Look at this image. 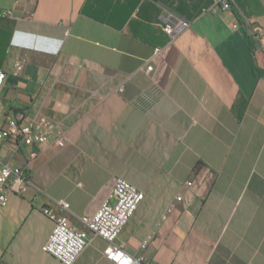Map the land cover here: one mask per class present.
<instances>
[{"label":"crops","instance_id":"0c3cea01","mask_svg":"<svg viewBox=\"0 0 264 264\" xmlns=\"http://www.w3.org/2000/svg\"><path fill=\"white\" fill-rule=\"evenodd\" d=\"M212 4L0 0V131L40 117L53 130L32 147L0 140L28 178L0 207V264H60L43 250L55 219L81 228L116 177L144 194L117 239L127 253L264 264V0ZM167 20L184 23L175 39ZM106 246L91 236L74 264H112Z\"/></svg>","mask_w":264,"mask_h":264},{"label":"built area","instance_id":"2783aa9c","mask_svg":"<svg viewBox=\"0 0 264 264\" xmlns=\"http://www.w3.org/2000/svg\"><path fill=\"white\" fill-rule=\"evenodd\" d=\"M233 4L234 0H213L212 7L229 11ZM11 16V11L0 10V18ZM183 26L184 23L181 21L169 23L167 20L163 24L162 30L169 39H175ZM252 35L264 48L262 28H254ZM159 53L160 48H156L155 54ZM146 69L151 70V67ZM5 78V71L0 68V87L4 84ZM52 133V122L46 117L28 122L11 119L7 122L5 130L0 131V140L12 138L32 147L46 143ZM55 145L64 146L63 138H56ZM27 184V169L12 167L0 160V207L7 204L11 194H21ZM143 198L144 194L127 180L116 177L113 180L108 199L93 214L79 218L81 228H75L64 216L55 219L54 228L43 246L44 252L60 264H74L87 247L89 238L98 236L106 241L104 257L112 264H157L153 261H146L143 256L131 255L124 250L122 245L117 244L120 232L131 219ZM111 200L112 202H110ZM176 200L180 201L181 196ZM60 204L64 210H67L66 203L61 202ZM41 211L48 215V210Z\"/></svg>","mask_w":264,"mask_h":264},{"label":"trees","instance_id":"16d2710c","mask_svg":"<svg viewBox=\"0 0 264 264\" xmlns=\"http://www.w3.org/2000/svg\"><path fill=\"white\" fill-rule=\"evenodd\" d=\"M232 8H233V7H232ZM0 19H3V18H0ZM253 37H254V36H253ZM249 44H250L251 50L253 51L255 48H254V44H253V42H252L251 39L249 40ZM255 70H256V72H257L258 75H262V74H264L263 72H261V71H259V70H257V69H255Z\"/></svg>","mask_w":264,"mask_h":264}]
</instances>
